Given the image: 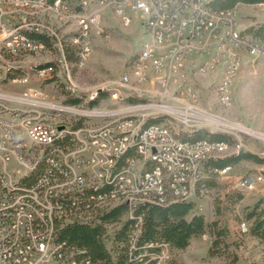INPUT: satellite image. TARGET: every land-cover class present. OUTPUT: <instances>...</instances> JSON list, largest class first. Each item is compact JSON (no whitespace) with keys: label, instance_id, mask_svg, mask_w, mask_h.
Segmentation results:
<instances>
[{"label":"built area","instance_id":"1","mask_svg":"<svg viewBox=\"0 0 264 264\" xmlns=\"http://www.w3.org/2000/svg\"><path fill=\"white\" fill-rule=\"evenodd\" d=\"M147 0H81L83 10L70 11L67 2L62 0H0L9 6H15L12 23H0V86L14 82H28V70L35 73L42 82L47 72L38 70V63L47 60L59 62V70L66 69V58L61 55L60 40H66L68 30L80 28L74 51H81L77 67L85 61L86 36L102 34L103 12L112 9L121 16L125 24L131 23L129 13L139 15L142 24H150L153 30L152 49H145L143 42V61L138 65L137 73L144 75L146 70H155L154 103L133 104L122 100L123 92H135L126 88L125 74L116 83L121 94H111L109 98L125 104L124 110L148 108L168 115V122L149 125L146 132H138L141 113L117 116L105 126H88L90 118L86 112L73 113L76 106L50 104L46 108L31 111L35 117L26 119L24 109L4 114L0 110V170L4 173V183L0 185V264H88L82 259H69V247L66 242L58 241L56 234L47 232V223L34 219V207H42L43 213L57 216L58 222H92L100 214L109 212L118 206H126L127 213L111 224H105L103 236L112 257L115 256L113 242L123 222L133 220L134 208L139 204H157V201H136L139 182H147V188H154V194L162 195L161 180L157 178L156 167L163 163L164 154H172L174 180L169 189L177 191V200H191L185 197L186 182H193L203 176L206 160L192 157L193 147L211 149L207 143H170L166 127L177 123L179 129L215 127L216 118L211 111L203 110L198 104L199 92L189 77H183L188 68V59L192 55L208 53L209 58L202 63L200 71L205 73L222 62L227 68V76H222L217 84L216 93L224 96V105H228L234 78L238 71L237 53L247 51L254 56L264 55V44L252 37H236V9L230 12L215 11L210 7L213 0H157V12H147ZM128 12V13H127ZM25 29H42V36L50 40L46 45L37 38L25 36ZM163 43H170V50H163ZM39 49L47 52L44 62H27V50ZM21 64L27 70V79L11 78L8 66ZM82 90L71 93L82 94ZM45 95L40 87H30L18 97L36 105L34 100ZM139 95L145 96L144 93ZM85 102L90 99V92ZM31 99V100H29ZM187 99L183 107L175 103ZM81 105H85L84 103ZM79 108V106H78ZM97 108V107H96ZM95 108V109H96ZM136 112V111H135ZM79 126L75 127L77 124ZM154 127H161V135H154ZM64 135V142L55 143V136ZM100 136L113 138L115 148H106L100 143ZM140 143V150L129 153V146ZM238 149L239 146H238ZM48 150L46 173L31 186L22 183V175H28L38 162V151ZM148 158H155V169L143 173V164ZM224 157H209L219 159ZM66 167H77V175L66 174ZM232 167L216 171L219 176L227 174ZM109 170H120L119 178H109ZM262 180L256 174L241 177L237 186L242 193L251 191ZM205 190L203 194L209 193ZM194 197V195H193ZM2 203H9V210H2ZM161 205V204H158ZM138 227L142 218H136ZM116 225L110 233L108 226ZM140 228L133 229L129 247H135V237ZM247 234V233H245ZM170 249L164 246L160 254ZM155 256V259H156ZM114 260V257H113Z\"/></svg>","mask_w":264,"mask_h":264},{"label":"rangeland","instance_id":"2","mask_svg":"<svg viewBox=\"0 0 264 264\" xmlns=\"http://www.w3.org/2000/svg\"><path fill=\"white\" fill-rule=\"evenodd\" d=\"M72 6L76 7V4L72 3ZM15 10V6L0 2V23H12V14ZM128 15L132 17V20L131 23L125 24L122 17L117 15L114 10L106 8L101 23L104 33H94L91 36L92 50L85 57L84 63L77 67V65L68 62L66 69L61 72L59 66H56L54 72L47 73V79H54V81L42 82L34 72L28 70V82H14L0 86V110L4 111L5 115H9L19 109H24L26 111L25 118L31 119L36 116L35 113L31 115L33 114L31 111L46 108L50 104L65 106L66 93H70V88L82 90L84 95L88 92L91 94L98 91L100 92L98 93L99 97L104 93L121 94V88L116 83L124 74L128 80L130 79L128 85L131 90L145 94V96H141L144 97L142 99L133 97L134 99L148 100L147 103H154L152 94H155L156 71H144V74H149L147 81L144 78L145 75L141 77L137 73L138 67H134L143 42H153V34L142 25L139 15L132 13ZM236 18L237 28L241 30L263 22L264 4L239 5L236 9ZM70 30H68L66 40L72 34ZM169 44L163 43V50H170ZM47 58L48 53L44 51L39 53V50L28 53L25 57L31 64L44 62ZM208 58L207 52L199 56H190L188 68L184 71L199 92L198 104L203 110L212 112L211 116L217 119L215 127L221 128L202 129L227 134L235 140V145L224 149H204V151L218 157H228L243 151L264 159V55L254 56L247 51L237 53L238 71L233 82L231 104L228 105H224L223 98L216 93L217 84L226 73L224 62L203 73L199 69ZM53 61L47 60L44 63H38V66ZM8 67H15L17 70L23 71L25 77L21 79H27V70L21 64H13ZM30 87H40L45 92V95L33 98L39 101L36 105L18 99L20 94ZM129 93H122L123 101L130 99ZM71 95L79 94L71 93ZM137 103L144 104L146 102ZM186 103H190V101L184 99L175 104L183 107ZM124 106L125 104L115 102L107 97L96 109L79 105V108L76 106L71 110V115L86 112V117L90 118L87 125L97 127L105 126L115 117L132 112L149 113L140 119L141 122L144 119L147 122L154 116H160L161 122H168V115L163 112L150 114L154 110L148 108L124 110ZM169 127L172 128L173 133L177 134L178 138L182 133H190V129H179L177 123H170ZM201 151L202 149H198L192 153L197 154ZM246 174H256L262 180L251 191L242 193L238 190L237 183ZM215 182L216 185L209 193L196 195L194 190V197L192 195L191 198V202L195 204L196 213L205 217L206 234L193 238L186 249L165 250L163 256L157 257V264H264V244L260 243L252 234H245L241 226L243 221L251 224L247 219V214L260 199L264 198V163L242 161L233 166L227 174L217 175ZM238 194L242 195L243 199L234 204L229 197L234 199ZM212 225L226 233V241L230 247L226 248L223 256L210 257L208 254L212 242L210 236ZM116 228V225L108 226V231L113 233ZM106 249L109 252L108 246ZM113 257L115 260L116 256ZM233 260H235L234 263Z\"/></svg>","mask_w":264,"mask_h":264},{"label":"trees","instance_id":"3","mask_svg":"<svg viewBox=\"0 0 264 264\" xmlns=\"http://www.w3.org/2000/svg\"><path fill=\"white\" fill-rule=\"evenodd\" d=\"M55 1V0H51ZM67 3L76 4L78 9L79 1L81 0H62ZM264 4V0H213L210 7L215 11L234 10L239 5H254ZM253 39L264 44V21L256 25H251L242 30ZM27 36L37 38L46 45L50 44V40L42 36V34L26 32ZM72 45L65 43L64 53L67 62L77 65L79 60L77 53L72 50ZM56 64L48 63L38 66V70L46 67L56 68ZM22 75V71H10L9 77L18 78ZM67 98L65 104L79 106L85 104L87 108H96L101 101L109 97L108 93L97 96L95 100L85 102L84 95H71L66 93ZM129 103L147 102L148 100H137L129 97ZM161 119H150L146 122L147 125L158 124ZM77 124L75 127L79 126ZM180 140L188 143H197L207 140L209 142H224L233 145L235 140L224 133L213 132L208 129H198L191 133H182ZM64 142V141H62ZM58 141L57 143H62ZM242 161H249L256 164H263L264 159L255 154L248 152H239L236 155H231L219 159H207L203 170V176L196 179L194 185L195 194H203L205 190H211L216 184L218 170L227 167H233ZM148 166V165H147ZM152 167V164L150 165ZM46 173V163L42 161L37 169L23 180L27 186H31L38 182V178ZM170 193V194H169ZM171 192L167 193L166 199L161 202L159 197H153L157 204H139L134 208L133 220L123 222L121 228L116 233L115 241L113 242V250L116 259L110 252L107 251L103 242V236L106 232L105 224H111L119 221L126 213V206H118L109 212L100 214L98 220L95 221H73L70 223L58 222L55 220V234L58 241L66 242L78 259L91 264H157L156 255L160 254L164 246L170 249L183 250L186 249L193 238L200 237L206 234V220L202 214H197L195 204L191 201H173ZM231 201L236 202L243 199V196L238 194ZM159 201V202H158ZM167 201V202H166ZM161 204V205H158ZM141 217L142 223L138 227L136 218ZM247 219L251 222H241L248 225V233L255 236L260 243L264 244V198L260 199L247 214ZM140 228V234L135 237V247L131 250L129 243L132 240L131 233L133 229ZM210 236L212 238L211 246L208 250L210 257L223 256L226 248L230 245L226 241V233L224 230L218 229L215 225L211 227ZM71 251V250H70ZM156 256V259H155ZM81 257V258H80ZM235 260H233V263Z\"/></svg>","mask_w":264,"mask_h":264},{"label":"bare ground","instance_id":"4","mask_svg":"<svg viewBox=\"0 0 264 264\" xmlns=\"http://www.w3.org/2000/svg\"><path fill=\"white\" fill-rule=\"evenodd\" d=\"M67 9L70 11L83 10V2H80L78 4V9H76V7H73L72 4L69 2V3H67ZM146 9H147V12H157V0H147L146 1ZM220 12H230V10L220 11ZM142 25L145 28H147V30L149 29L150 30L149 32H151L153 34V30H152L150 24H142ZM70 31H72V34L69 35L68 40H60L61 55L64 58H66L65 53H64L65 43H69L70 45L75 47L77 45V38H78V36H80V28H72ZM26 32H30V33L35 32L38 34H42V29H25V36H27ZM234 34H236V37H244V36L250 37L246 34H243L242 30L238 29L237 27H234ZM91 41H92L91 36H86V48H87L88 52H86L85 57H87L92 50V42ZM152 46H153V42H148V41L145 42V49H152ZM37 50H39V49H28L27 54L28 53L30 54L31 52L37 51ZM76 53H77L78 58H81V51H76ZM142 61H143V50H141L139 56L135 60L134 67H138V65H140ZM52 63L56 64L57 67L59 66V62L53 61ZM67 63L68 62L66 60V64ZM19 69H21V68H19ZM42 70H51V72H54L53 67H46ZM10 71H18V70L15 67L14 68L8 67V73ZM51 72H47V73H51ZM144 75H145L144 76L145 80L148 81L149 80V74H144ZM129 76H130V74H129ZM225 76H227V68H226ZM22 77L24 78L25 75L22 74L20 76V79ZM141 77H142V75H141ZM183 77H188L184 70H183ZM125 79L128 80L127 77H125ZM129 81H130V79H129ZM118 87L121 88L120 86H118ZM126 88H129L131 90V88L128 85V81H126ZM131 91H133V90H131ZM137 92H130V93L133 97H137L140 99L144 98V97H141L142 95H139V93H137ZM98 93H100V92L95 91V92L91 93L90 99H95L98 96ZM74 94H76V93H74ZM221 97L224 100V96H221ZM198 99H199V95H198ZM230 99H231V96H228V104H231ZM153 119H161V118H160V116H154ZM145 121H146L145 119L142 120V122H141V120H139L138 132H146V130H149V125H147ZM166 134H167V136H169L170 143H181V140L178 138L177 134L173 133L172 128H170L169 126L166 127ZM154 135H161V127H154ZM58 141H61V142L64 141V135L55 136V143H57ZM100 143H106V148H115V141L113 138H107V136H100ZM197 143L210 144V145H212V148H214V149L229 148V145L224 143V142H209L207 140H203V141H199ZM198 149H202V148L201 147H193L192 151H195ZM136 150H140V143H133V146H129V153H136ZM205 150H210V149H205ZM239 150L240 149H238V151ZM202 151H204V149H202ZM202 151L198 152L197 154H193L194 153L193 152L192 157H201V160H207V159H209V157H218V156L212 155L211 153H207L205 151L202 152ZM47 157H48V150L38 151V162L36 163L35 166L32 167V169L30 170V173H28V175H22V183L26 177H28L31 173H33L37 169L38 165L42 161H44L46 163V159H48ZM165 163H174V158H172V154H164L163 163H158L157 167H156L157 178L161 180V189H162V192H165V193H162V195L158 196V194H154V188H147V182H139V189H147V191L137 192L136 201H155L152 198L153 197H159V200L161 202H163L166 199L168 192L172 193L171 198L173 197V199H172L173 201L177 200V191L169 189V185H172L173 180H174L173 166H167V165H165ZM151 164H152V167H150ZM154 169H155V158H148V163L143 164V173L153 172ZM66 174L77 175V167H66ZM119 177H120V170H109V178H119ZM2 183H4V173H3V170H0V185H2ZM237 188H238V190L242 191V186H237ZM193 192H194L193 182H186V186H185V197H186V199H191ZM183 201H191V200H183ZM2 210H9V203H2ZM34 219L36 220V222H39V223H47V232H49L50 234H55V220L58 219L57 216H49V218H48V215L43 213L42 207H34ZM241 226H242L243 232L247 233L248 232V226L245 223H242ZM69 259H78L72 250L69 252ZM87 263L91 264L89 262H87Z\"/></svg>","mask_w":264,"mask_h":264},{"label":"crops","instance_id":"5","mask_svg":"<svg viewBox=\"0 0 264 264\" xmlns=\"http://www.w3.org/2000/svg\"><path fill=\"white\" fill-rule=\"evenodd\" d=\"M22 74H23V72H22ZM128 93H129V92H128ZM129 95H130L131 98H133V96H131V93H129Z\"/></svg>","mask_w":264,"mask_h":264}]
</instances>
